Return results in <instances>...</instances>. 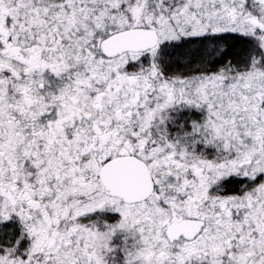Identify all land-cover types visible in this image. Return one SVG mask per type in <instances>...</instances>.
<instances>
[{"label": "snow or ice", "instance_id": "6c2138e0", "mask_svg": "<svg viewBox=\"0 0 264 264\" xmlns=\"http://www.w3.org/2000/svg\"><path fill=\"white\" fill-rule=\"evenodd\" d=\"M0 264H264V0H0Z\"/></svg>", "mask_w": 264, "mask_h": 264}]
</instances>
